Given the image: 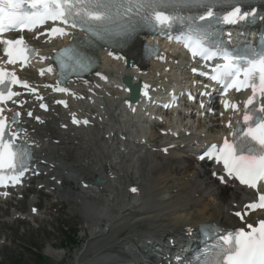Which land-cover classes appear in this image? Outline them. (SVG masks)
<instances>
[{
	"label": "bare ground",
	"instance_id": "obj_1",
	"mask_svg": "<svg viewBox=\"0 0 264 264\" xmlns=\"http://www.w3.org/2000/svg\"><path fill=\"white\" fill-rule=\"evenodd\" d=\"M39 48L45 50V44ZM105 59L97 72L101 75L96 73V78L88 83L69 88L75 96L83 97V100L72 102L71 112L82 116L91 125L79 127L75 132L59 131L56 126L68 125V119L55 112L53 107L50 115L40 116L39 123L33 122V118H23L22 122L25 131L34 138V146L39 149V160L46 159L54 164L48 174V177L52 176L48 191L44 193L69 201L71 210L83 212L84 230L90 228L88 243L75 254L72 264H83L84 261V264L120 263L119 256L114 255L116 259L107 248L117 244L123 230L128 231L126 240L131 245L134 242L129 237L132 232L135 236L145 232L153 237L168 236L169 239L177 238L202 223L214 222L223 227L240 225L231 212L243 204V198L249 193L231 183L218 185L208 166L194 161L191 150L205 137L192 135L182 140L164 141L165 136L148 129L143 122L147 111L142 102L130 108L120 101L123 95L120 78L123 75L150 85L184 75L179 70L166 71V67L174 62L172 51L140 72L129 67L128 63L124 65L108 57ZM27 73L31 74L30 71ZM102 76L107 77L106 81ZM30 80L42 91H48L45 86L50 79H38L32 74ZM107 154L111 156L110 161L106 159ZM69 158L73 161L69 162ZM105 168L110 174L104 172ZM74 169L91 173L95 178L98 176L100 184H94L92 190L82 187L83 190L79 191L80 187L74 186L73 191L62 192L58 183L65 179L74 182L79 173ZM133 174L137 176L135 184L131 183ZM133 188L136 191H132ZM35 203L33 201L34 206ZM8 204L3 203L0 210L3 211ZM28 214L38 218L31 211ZM12 215V219H17L14 213ZM95 218L106 221L107 225L99 227L98 222L93 223ZM261 220H264V213L251 214L245 221L255 226ZM140 224L147 225L148 229L138 233ZM50 246L53 247V243ZM49 254L55 259L62 257V253ZM128 255L133 257L134 264H143L134 249H130Z\"/></svg>",
	"mask_w": 264,
	"mask_h": 264
},
{
	"label": "snow or ice",
	"instance_id": "obj_2",
	"mask_svg": "<svg viewBox=\"0 0 264 264\" xmlns=\"http://www.w3.org/2000/svg\"><path fill=\"white\" fill-rule=\"evenodd\" d=\"M241 4L242 0H0V35L12 30L32 31L49 21H59L87 34L84 38L74 39L108 41L134 32L141 22H147L162 31L171 29L175 23L184 24L186 31L177 39L183 41L193 56L199 55L205 60L219 57L225 61L213 69V75L209 78L223 83L226 89L235 88L240 91L251 88L253 93L245 105L242 121L244 127L232 134V142L225 139L220 148L211 145L210 150L201 155L200 159L222 162L228 177L257 189L258 183L264 181V116L257 115V112L264 113V104L251 109L249 106L254 105L257 94L264 96V49L259 52L249 50L240 55L230 54L222 47H210L207 33L203 30L205 26L221 20L235 24L247 20L249 16L255 19V9L246 7L242 11ZM50 31L53 34H67L62 27H52ZM0 44L5 45L4 54L8 57V63L26 60L34 52L23 37L15 40L0 39ZM78 49V45H72L57 52L55 58L62 68L68 61H71V66L81 69L93 65V59ZM109 55L121 59L112 52ZM134 66L129 64V67ZM13 83H20L15 79V74L0 69V100L17 95L11 91L10 85ZM144 87L147 89L149 86ZM58 90L67 91L66 88ZM228 106L226 103L225 107ZM231 107L235 109L237 106L233 104ZM18 116L17 113L13 123H18ZM17 135L18 132L13 133L6 121L0 119V184L5 181V170L12 174L7 179L13 183L18 182L27 170L30 153L23 146L15 144ZM220 179L226 182L225 177ZM244 207L253 210L264 208V193L259 194L257 202ZM235 214L241 216L240 212ZM247 228L250 230L246 231L242 227L214 240L210 235L211 242L200 251L192 264H264V220L259 221L255 227L248 224Z\"/></svg>",
	"mask_w": 264,
	"mask_h": 264
},
{
	"label": "rangeland",
	"instance_id": "obj_3",
	"mask_svg": "<svg viewBox=\"0 0 264 264\" xmlns=\"http://www.w3.org/2000/svg\"><path fill=\"white\" fill-rule=\"evenodd\" d=\"M72 161L73 160L69 158V162ZM85 173L86 172L82 173L83 178L90 181V178H92L91 175H87V173ZM82 176L80 178H82ZM93 178H95L94 175ZM131 180H133V175H131ZM76 185H78V181L74 182V184L67 181L61 188L63 191H72ZM56 196L32 194L29 192L27 198L22 200L23 208L21 211L22 213H28L30 200L36 197L39 201L38 210L40 218H43L44 222H46L42 226L40 225L43 228H39L38 221H35L34 219L30 221L10 222L12 209L5 208L3 211L0 210V264H37L31 248L41 249L47 262L50 264L73 263L75 254L80 253L84 246L87 245L89 240L88 238H90V231L89 229H86L85 231L82 227L85 225L83 212L71 210V204L69 201L63 202ZM33 201L35 202V200L31 201L32 204ZM12 217H14V215ZM13 219L15 220L16 218ZM96 222H98L99 225L100 222H105L102 224V227L107 225V222L101 219L95 218L93 223ZM137 228L139 229H137L139 232L141 230L145 231L144 229L146 227L140 226ZM71 231H75L77 233L75 236V241L77 243L76 246L69 245L67 241L68 232ZM133 234L134 232L131 233L132 237L129 236L130 239H133L132 241L136 238ZM127 235H129L128 231L123 230L119 234L117 244H115L114 247L117 245L124 247L123 245L125 243L127 245ZM120 238H123L124 241ZM50 243H53V248L55 250L51 248ZM49 246L50 250L48 249ZM50 252L62 253V257H60V259H55L49 254ZM84 263L85 261L83 264Z\"/></svg>",
	"mask_w": 264,
	"mask_h": 264
},
{
	"label": "trees",
	"instance_id": "obj_4",
	"mask_svg": "<svg viewBox=\"0 0 264 264\" xmlns=\"http://www.w3.org/2000/svg\"><path fill=\"white\" fill-rule=\"evenodd\" d=\"M70 240H71V239H70ZM40 262H42V260H41Z\"/></svg>",
	"mask_w": 264,
	"mask_h": 264
}]
</instances>
